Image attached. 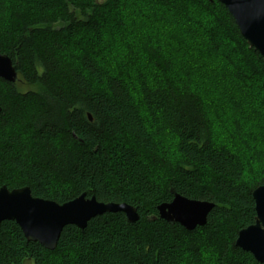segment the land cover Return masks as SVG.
I'll return each mask as SVG.
<instances>
[{
    "label": "trees",
    "instance_id": "obj_1",
    "mask_svg": "<svg viewBox=\"0 0 264 264\" xmlns=\"http://www.w3.org/2000/svg\"><path fill=\"white\" fill-rule=\"evenodd\" d=\"M0 53L30 87L0 78V186L60 204L85 193L138 213L67 225L53 250L3 221L0 264H262L235 239L264 185V63L223 4L0 0ZM219 77L244 90L226 96L232 130L200 87ZM247 100L263 126L244 134ZM220 127L244 138L249 160ZM171 191L213 203L206 223L187 230L159 218Z\"/></svg>",
    "mask_w": 264,
    "mask_h": 264
},
{
    "label": "water",
    "instance_id": "obj_2",
    "mask_svg": "<svg viewBox=\"0 0 264 264\" xmlns=\"http://www.w3.org/2000/svg\"><path fill=\"white\" fill-rule=\"evenodd\" d=\"M218 1L230 13L248 46L259 53L264 63V0ZM0 78L10 83L19 80L11 58L3 53H0ZM89 118L91 120L90 115ZM171 193L170 202L157 206L159 218L187 230L206 223L213 203L189 199L174 191ZM252 198L254 222L238 231L235 245L264 264V185L253 189ZM109 212H122L130 222L138 220L137 208L127 203L100 202L83 193L60 204L34 197L27 186L13 189L0 186V225L3 221L15 222L28 241L37 242L49 250L55 249L65 226L83 229L92 218Z\"/></svg>",
    "mask_w": 264,
    "mask_h": 264
},
{
    "label": "rangeland",
    "instance_id": "obj_3",
    "mask_svg": "<svg viewBox=\"0 0 264 264\" xmlns=\"http://www.w3.org/2000/svg\"><path fill=\"white\" fill-rule=\"evenodd\" d=\"M186 61V62H185ZM213 63L217 64L218 66L219 65H222L221 61L218 60V59H214V60H211ZM182 62L184 63H187V59H183ZM219 68H222V66H219ZM228 73H230V67H227L225 68ZM223 73H224V70L219 72V75L222 77L223 76ZM217 83L214 85H210L209 88H204L203 86H200L201 87V90H204L205 92V100L206 102L208 103V110L209 112H214L218 117H215L219 122H216L217 124L221 123L222 125H225L226 123L228 124L230 130H232V126H231V123L234 121L232 120L230 117H229V107L231 106L232 107V100H230V98H226V96H228L229 93H231L233 96H236L239 98L240 97V93L242 94V91L244 90H241L238 89V85L234 84V88H233V91L229 90V88L227 86H225V84H220L221 82H223L224 80H222L220 77L217 79ZM220 82V83H219ZM17 85H18V88L22 91H27L30 89V87L28 85H26L25 83L21 82V81H17ZM238 90H239V93H238ZM220 98V100L223 102L222 104V107H220L221 109L224 108V111L222 113H224V115H222L221 117H219V114H221V111L219 112L220 109H218V107L216 106V104L214 103L215 101V98L217 97ZM242 99V98H241ZM210 102V104H209ZM206 103V104H207ZM213 103L215 105H213ZM247 104V110L245 111V118L247 119V123L248 125L246 124H240L241 125V128L240 130H242V133L244 132H250L251 130L252 131H256L258 132L259 131V126H263L261 125V115H258V111H257V107L250 104V101L247 100V102L245 103ZM256 105H258L256 103ZM243 112V111H242ZM244 114V112H243ZM227 116V117H226ZM220 118V119H218ZM241 118V117H240ZM215 121V119H214ZM242 121V120H241ZM224 128L225 129V139H227L229 142H230V138L232 139V141L237 145L238 148H240V150L242 151L243 153V157L245 158L244 160H249L250 157H249V154L247 153V151L245 149H243V147L241 146V143H243V140L244 138L242 137V141L240 140V142L236 139L235 136V133H231L229 131H227V129L225 127H220V130ZM222 131V130H221ZM249 134V133H248ZM232 136V137H231ZM241 137V136H240ZM223 138H224V135H223ZM224 141V140H223ZM252 142L254 143H257L256 141L252 140ZM248 144V143H247ZM22 264H33V262L31 260H25L23 261Z\"/></svg>",
    "mask_w": 264,
    "mask_h": 264
}]
</instances>
